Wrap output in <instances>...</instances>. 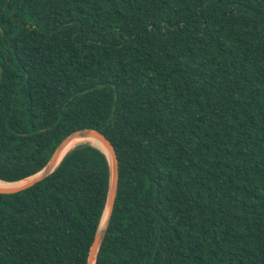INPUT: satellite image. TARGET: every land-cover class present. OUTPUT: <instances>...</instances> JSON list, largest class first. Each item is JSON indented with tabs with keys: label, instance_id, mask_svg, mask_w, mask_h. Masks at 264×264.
<instances>
[{
	"label": "trees",
	"instance_id": "obj_1",
	"mask_svg": "<svg viewBox=\"0 0 264 264\" xmlns=\"http://www.w3.org/2000/svg\"><path fill=\"white\" fill-rule=\"evenodd\" d=\"M96 128L119 159L95 264H264V0H0V180ZM108 155L0 193V264H87Z\"/></svg>",
	"mask_w": 264,
	"mask_h": 264
},
{
	"label": "water",
	"instance_id": "obj_2",
	"mask_svg": "<svg viewBox=\"0 0 264 264\" xmlns=\"http://www.w3.org/2000/svg\"><path fill=\"white\" fill-rule=\"evenodd\" d=\"M79 138L80 139H92L102 144L104 149L101 148L100 146L90 143L102 149L108 155L110 164H111V180H110V188H109V193H108V201H107L106 209L104 211V214H103V217L100 223V227L90 247L88 259H87V264H95V260H96L99 247L104 239L106 230L109 226L110 219H111V216L114 210V204H115V199L117 195L118 180H119V159H118L116 149L113 143L111 142V140L102 131L96 128H82V129H78L70 133L57 145L48 163L41 171H39L33 176L28 177L30 179L20 185L7 186V187L0 186V193L18 192L46 178L57 168V166L59 165V163L61 162V160L63 159V157L66 155L68 151L65 154L63 153L72 143V141L75 139H79ZM84 143H89V142H84ZM7 183H12V182H7Z\"/></svg>",
	"mask_w": 264,
	"mask_h": 264
},
{
	"label": "bare ground",
	"instance_id": "obj_3",
	"mask_svg": "<svg viewBox=\"0 0 264 264\" xmlns=\"http://www.w3.org/2000/svg\"><path fill=\"white\" fill-rule=\"evenodd\" d=\"M84 142H89V143H93V144H95V145H97V146H100L101 148H103L104 149V147H103V145L102 144H100V143H98L97 141H95V140H92V139H75V140H73L72 141V143L69 145V147L66 149V151L63 153V154H65L67 151H69L70 149H72L73 147H75V146H77V145H79V144H81V143H84ZM8 182V181H7ZM6 181H2V180H0V186H2V187H7V186H10L11 185V183H7ZM15 183V182H14Z\"/></svg>",
	"mask_w": 264,
	"mask_h": 264
},
{
	"label": "rangeland",
	"instance_id": "obj_4",
	"mask_svg": "<svg viewBox=\"0 0 264 264\" xmlns=\"http://www.w3.org/2000/svg\"><path fill=\"white\" fill-rule=\"evenodd\" d=\"M30 178H26L24 180H21V181H17V182H12L10 186H16V185H20L22 183H24L25 181L29 180Z\"/></svg>",
	"mask_w": 264,
	"mask_h": 264
}]
</instances>
